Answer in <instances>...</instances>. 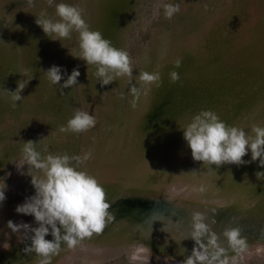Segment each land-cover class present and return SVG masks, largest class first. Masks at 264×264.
Here are the masks:
<instances>
[{"label": "bare ground", "instance_id": "obj_1", "mask_svg": "<svg viewBox=\"0 0 264 264\" xmlns=\"http://www.w3.org/2000/svg\"><path fill=\"white\" fill-rule=\"evenodd\" d=\"M54 1L77 7L89 26V30L99 31L102 37L109 40L111 45L117 49L126 51L131 41L129 40L131 36L129 29L132 27L137 29L136 33L138 30L139 32L149 30V34L152 35L151 41L150 43L148 41V45L143 46L135 57L129 54L132 67L131 76L118 77L110 84L101 86L95 75V67L87 68L85 62L79 59L77 61L80 72L78 84L61 90V85L52 84L44 72L49 68V47L54 41L45 36L42 29L35 23L36 17H41L42 13L53 20L58 19L55 16L54 7L49 6L46 0H33L31 5H26V0H0V170L3 162L8 158L16 155L17 162L20 160L23 142L29 140L34 142L35 151L43 150V157L49 154H67L69 157L75 154L83 157L85 153H88L89 158L83 161L85 169L78 170L77 167L75 169L95 178L101 187L106 183L109 185L120 183V187L134 184L154 185L160 188L149 187L148 189L153 188L151 190L138 188L135 191L137 194L166 195L172 198L170 201L167 199L171 202V206L167 204L168 208L162 206L161 209L156 210L158 217L153 223L159 228L161 224L167 225V230L177 235L178 240L184 239L180 241L185 247L182 248L180 245L178 247H181L180 252L182 249L185 251L182 255L178 254L180 252L173 251L172 244L178 240L168 239L171 244H166L163 242L165 240L163 236L154 238L162 241L164 245L161 247L162 252L151 249L147 244L136 243L130 238L126 241L125 238L117 240L112 237L102 239L94 237L92 238L95 241L94 245L88 242L89 238H84L72 249H69L66 243H62L58 255L52 257L51 264H75L76 262L107 264L126 258L127 264H142L141 261L131 262L129 259L134 247L138 245L150 248L152 255L149 264H181L195 246L189 236L191 214L193 212H207L208 214L218 212L221 205H216V203L223 204L221 206L223 210L226 208L230 210L227 221L212 219L203 222L208 225L212 233L218 236V239H221L218 240L219 246L228 249L227 255L230 257L236 256V253L229 248L222 233L226 228L240 227L242 228L240 230L244 229L240 233L247 239V249L237 257L236 264L240 261L243 264L250 261H252L250 264H264V211H260L264 207V200H262L264 199V179L258 180L255 176L256 172H264V167L258 166V160L241 166L224 164L219 168L216 165L209 167L203 165L202 162L193 161L181 129L190 123L194 115L203 110H213L217 116L220 115V120L226 125L242 128L250 135L254 125L260 126L264 122V104L263 108L257 105V102L261 100L257 101L256 97H252L248 101V96L244 94L239 102V92L229 96L228 92L233 91L236 86L233 81L228 85L226 82L234 76L225 77L227 69L233 68L235 61L241 60L244 63L242 60L244 38L239 42V36L248 33L246 43L260 41L259 32L258 35L251 32L259 31L264 27L262 7L264 0H246L245 6L246 8L247 5L249 6L248 15H251L252 19L249 27L239 36L231 34L232 31L226 26L227 30L223 31V25L228 23L226 10L229 6L225 5L226 0H208L205 3L183 0L179 5L180 11L171 19L165 18L164 5L174 0H155L152 5L153 14H150L149 19L144 16V10H148L149 0L148 4H144V0ZM233 1L235 4L240 3V0ZM161 21L172 23L169 32L163 31L160 26ZM150 23L154 24L150 25ZM75 37L78 40V33L72 32L69 38L62 40V46L65 47L66 41H72ZM216 40L221 41L222 44H214ZM135 41L132 43L135 44ZM218 44L230 52L216 56V52L224 51V49H217ZM67 49L64 48L54 58L55 66L62 69L60 84H63L73 68L77 67L70 58L79 53V47L72 46L69 52H66ZM262 52L260 55L264 67V50ZM17 59L20 60L23 69L20 81L26 82L31 79L21 91L25 105L20 104V100L13 102L11 99L13 93L5 91V89L16 90ZM177 61H179V67L176 66ZM236 70V75L244 72L239 68L234 69ZM142 72L159 73L161 81L159 86L155 83L142 82L139 79ZM173 72L179 76L174 83L171 81ZM210 83L214 85L207 97L212 95L227 97L205 100L206 98L201 93L205 89L203 87L207 88ZM193 85H198L197 88L201 90L194 97L191 96V91L196 88ZM76 86L81 94L80 104L83 106L81 109L95 118L99 109H102L99 114L102 119L98 122L101 124L100 131L96 132V129L83 133L60 131V127L65 126L72 118L73 108L70 105V97L72 93L74 94ZM249 86L248 88L253 90ZM133 88L137 89L138 95L133 93ZM257 89H264V78L257 81L255 92L258 91ZM212 91H215L214 94H211ZM127 97L125 110L121 113L120 103L121 105L125 103ZM245 99L247 101H244ZM221 102L230 104L233 109L232 113L225 118L227 107ZM13 103H15L14 107ZM21 106L22 121L19 131L17 125L9 122V118L14 117ZM34 108H37L41 112V118L43 117L45 123L43 131L33 130L37 128V123L32 119ZM105 114H107L106 117H104ZM146 116L150 117V123L143 125ZM141 125L144 128L151 126L148 131L144 132L150 136L148 146L142 150ZM129 135L137 138L138 143H131ZM36 141L40 143L42 141L43 147H37ZM163 146L165 149L162 148ZM18 149H20L19 152ZM135 154L138 155L137 159L131 157ZM243 160L250 162L251 153L245 155ZM159 163H163L164 168L161 175L159 174L161 172L156 171ZM27 167L25 165L21 169L24 175L19 174L15 166L0 171V186H2L6 173H10L4 180L7 185L6 200L0 203V257L3 259L10 253L19 252L20 248L22 249L20 254L26 253L24 248L30 245L31 233L24 230L18 234L11 233L6 227L8 220L15 223L24 222L30 224L31 227H37L32 216L15 212L18 204L23 203L26 197L34 195V189L30 183L31 177L26 174ZM166 167L170 172H166ZM175 168H179V175L174 179L171 174ZM32 175L41 174L34 170ZM201 187L204 191L199 190ZM247 192L253 193L251 202L256 200L257 203L251 208L244 209L249 204L242 200ZM7 199H11L9 207L5 206ZM183 206L190 210L184 215L180 211ZM166 212L180 218L164 215ZM178 213L181 216L176 215ZM258 214L262 217L255 216ZM244 216L254 218L245 220ZM254 220L258 222H253ZM122 230V226L117 229L118 232ZM5 233L8 234V239ZM5 242L10 245V249L3 248ZM201 242H204L203 238ZM39 259L35 253L29 252L17 264H38Z\"/></svg>", "mask_w": 264, "mask_h": 264}, {"label": "clouds", "instance_id": "obj_2", "mask_svg": "<svg viewBox=\"0 0 264 264\" xmlns=\"http://www.w3.org/2000/svg\"><path fill=\"white\" fill-rule=\"evenodd\" d=\"M32 2L33 0H26V5H31ZM46 3L53 6L54 0H46ZM179 11V4L164 5L167 19H171ZM55 16L58 19L53 20L42 13L41 17H36L35 23L52 41L69 38L72 32L78 33V56L69 54L84 61L87 68L95 67V75L101 86L110 84L118 77L131 76L129 54L113 47L99 31L89 30L77 7L66 3L55 4ZM176 66L179 67V61ZM44 72L52 84L61 85V90L78 84L77 78L80 76L78 69L73 68L64 83L60 84L61 67L53 65ZM139 79L148 84L155 83L157 86L161 82L159 73L142 72ZM178 79L177 73H171L173 83ZM30 80L17 81L15 91L5 89L13 93L11 97L13 102L22 99L20 92ZM132 91L139 94L135 88ZM95 124L96 118L93 115L77 109L67 124L60 127V131L83 133L95 127ZM181 129L193 161L202 162L209 167L216 165L217 168L224 164L241 166L249 163L244 161L243 157L250 152L251 162L258 160V166L264 167V127L254 125L250 135L242 128L226 125L213 111L203 110L194 115L190 123ZM33 145L34 142L31 140L23 142L21 158L12 164L21 175L25 174L21 172L22 167L28 166L26 174L31 177L30 183L34 189V195L26 197L23 203L18 204L15 212L32 216L37 227H31L24 222L15 223L12 220L6 222V227L13 234H18L22 230L29 231L30 245L26 246L24 251L35 253L40 258L38 264H51L52 257L58 255L62 243H66L67 247L72 249L84 238L100 234L106 226V220H113L114 217L108 212L110 205L105 200L104 189L96 179L70 166L71 160L83 162L90 154L85 153L83 157L49 154L42 158L41 154L34 150ZM34 170L39 171L41 175H32ZM9 175L10 173H6L0 186V203L6 200L7 185L4 180ZM255 176L258 180L264 179V172H256ZM199 190L204 191V188L201 187ZM167 199L170 201L172 198ZM205 218L200 212L191 214L189 236L195 246L181 264H236L237 257L247 249V239L241 236L239 228L231 227L224 230L222 236L229 248L236 253V256L230 257L227 255L228 249L219 246L218 236L203 222ZM47 235H51L52 239H45ZM5 236L9 238L7 233ZM202 238L206 243L201 242ZM3 248L8 250L10 245L5 242ZM184 251L182 249L178 254L182 255ZM151 255L149 247L138 245L134 247L129 259L131 262L141 261L142 264H149Z\"/></svg>", "mask_w": 264, "mask_h": 264}, {"label": "water", "instance_id": "obj_3", "mask_svg": "<svg viewBox=\"0 0 264 264\" xmlns=\"http://www.w3.org/2000/svg\"><path fill=\"white\" fill-rule=\"evenodd\" d=\"M240 2H242V4H246V0H242V1L240 0ZM262 7L264 9V3H263ZM244 10H246L245 7H244ZM221 17H219V18H221ZM219 18L217 19V21L219 20ZM262 29H264V27L261 28V32H259V36H260V37H258L260 39L259 42L252 41L251 43H244L243 58H242V60H244V63L241 62V60H237L233 63V68L229 67V69H227V73L229 75V78H232L234 76L233 79L227 81L228 84L231 83V81H233L235 83V86H236L233 89V91L228 92L229 96L233 95V93H235V92H239L240 93L239 102H241V98L243 97L244 94L246 96H248V101L250 100V98L256 97L257 101L261 100L260 102H257V105H259V107H261V108H263L262 105L264 104V89H259V90L257 89L258 91H256V92H255V90H256V86H257V81H260L261 78H264V67L262 65V62H261L262 58L260 55V53L262 54L263 53L262 51L264 50V31H262ZM259 60H260V62H258ZM198 63H200V61ZM252 64H255V65H252ZM238 65H240V66H238ZM244 66H245V70H244ZM238 68L243 70L244 72H241L239 75H236L237 70L234 71V69H238ZM246 74H247V76H246ZM244 76H246L245 77L246 81H245ZM244 83H246V84H244ZM249 85L253 88V90L248 88ZM189 86H192V85L189 84ZM193 86H195L196 88L195 89L193 88L194 91H191L192 97H194L197 93H199V88H197V85H193ZM244 101H247V100L245 99ZM211 111H213V110H211ZM218 117H219V119H221L220 115H218ZM225 117H227V111L224 115V118ZM149 119L150 118H145L144 119L145 121L143 120L144 121L143 125L144 124L147 125V123H150ZM143 121H141V122H143ZM263 123H261V124H263ZM261 124H260V127L262 126ZM143 125H141V130H142L141 132L142 133L140 134L141 139H142L141 150L145 149L148 146L147 142H148V137L150 135H147L144 132L148 131L149 128L151 127V126H147L146 128H144ZM262 127H264V125ZM132 132L133 133L135 132L134 129ZM133 133H130V134H133ZM129 136L131 137V135H129ZM133 137H136V136L133 135ZM130 142L131 143H135V142L138 143V140H137V138L131 137ZM131 157H134L135 159H137L138 155L135 154V155H132ZM249 163L252 164L251 161ZM246 182H249V181H246ZM149 187H153V188H157V189L160 188V187H155L154 185L141 186V185H135V184L120 187V183L111 184V185L106 183L102 188L104 189V192H105V200L110 205L108 212L110 214H112L114 219L113 220H106V226L103 229V231L100 234H93V236L91 238H89L88 242L93 243L92 245H94L95 241L92 239L94 237H96L97 239H102L104 237H106V238L112 237V238L117 239V240L119 238H125L126 241H128V239L130 238V240H135L136 243L147 244V246H150L151 249L156 250L157 252H162L161 247H163L164 245H163L161 240L158 241V240L154 239L155 237L163 236L165 239V240H163V242L166 244H171V242L168 239L178 240L179 237L177 235H175L174 233H170L169 230H167V225L161 224L162 228L161 227L159 228L158 225L153 223L154 220H157V217H158V213H156V210L161 209L162 206H164L166 208H168V205L171 206L170 205L171 202H169L167 200V196L166 195H160V196L152 195L151 196V195L137 194L135 191V189H138V188H145L147 190L153 189V188L148 189ZM252 199H253V193L247 192L244 194V197L242 198V200L245 201L246 203L248 202L250 204V205L248 204L247 206H245L244 209H247L248 207L251 208V206H255V203H257V201L255 200V202H251ZM262 200H264V199H262ZM216 205L222 206L223 204H217L216 203ZM221 206H219L220 211H218V212H210L209 214L207 212L202 213L206 217L205 220H212L213 219L215 221L222 220L223 222H226L227 217L229 216L230 210H228L227 208H226V210L225 209L223 210ZM262 209H260L261 212L264 211V207ZM180 211H181V214L184 215L185 213H187L190 210L188 208H184V206H183L182 208H180ZM232 212H234V211H232ZM181 214L178 213L176 215L181 216ZM164 215H171V213L166 212ZM173 215H171V216H173ZM255 216H257L258 218L262 217L259 214L255 215ZM173 217L180 218V217H176V216H173ZM251 218H254V217H252V216L251 217H245V220L251 219ZM253 222H258V221L254 220ZM120 226L123 227V230L118 232L117 229ZM162 229H164V231H162ZM239 229H242V228L239 227ZM243 230H240V231H243ZM160 231H161V233H160ZM135 232H136V235H135ZM48 237H50V238L47 240L52 239L51 235H47L45 238H48ZM180 240H184V239H180ZM180 240H178L172 244L174 247L173 251L180 252L179 250L181 249V247L182 248L185 247V245H182L183 242H181ZM218 240H221V239H218ZM222 240H224V239H222ZM205 242H206V240L204 239L203 243H205ZM178 245H180L181 247H178ZM91 247H93V246H91ZM20 253H22L21 248L19 249V252L10 253L4 259H3V257H0V261H1L0 264H17L23 258H25V256H27V254L29 252H26L24 254H20ZM121 262L128 263L127 258L125 260L124 259L121 260Z\"/></svg>", "mask_w": 264, "mask_h": 264}, {"label": "rangeland", "instance_id": "obj_4", "mask_svg": "<svg viewBox=\"0 0 264 264\" xmlns=\"http://www.w3.org/2000/svg\"><path fill=\"white\" fill-rule=\"evenodd\" d=\"M76 1H78V0H76ZM145 1V3L144 4H148V0H144ZM155 0H149V4H148V10H144V16L146 17H148V19L150 18V14H153V10H152V5H153V2H154ZM181 1H183V0H174L171 4H181ZM194 2H198V1H200V3H205V2H207L208 0H193ZM152 2V3H151ZM55 4H58V2L56 3V1H54V4H53V7H54V9H55ZM225 5H228L229 6V8H227V10H226V12H227V14H226V20H227V22L228 23H226V25H223V26H226L228 29L230 28V31H232L231 32V34H236V35H240V34H242L241 32L242 31H245V29H247L248 27H249V23H250V20L252 19V17H250L249 15H247L248 14V12H249V6L247 5V8H246V6H245V4H242V2H240V3H234V1L233 0H226V4ZM244 7H245V9L246 10H244ZM146 9V8H145ZM247 12V13H246ZM231 20H233V21H231ZM149 21V20H148ZM156 22V21H155ZM167 22V21H166ZM160 22V26L163 28V31L165 32V33H167V32H169L170 30H171V27H172V23L171 22ZM236 23V24H235ZM151 24H154V23H150V25ZM139 26H140V24H139ZM226 27H223V31H226L227 30V28ZM244 27V28H243ZM225 29V30H224ZM244 29V30H243ZM137 29L135 28V27H132V28H130L129 29V33H130V35L131 36H129V40H131L130 41V44H129V46H128V48L126 49V52L128 53V54H130L131 56H136L137 54H139V51H141L142 50V48H143V46L145 47L146 45H148V41H149V43H150V41H151V34H149V30H145V31H143V32H139V30H138V32L136 33L135 31H136ZM229 31V32H230ZM262 31H264V29H262ZM258 32H261V29H259V31H256V32H251V33H253V34H255V35H258ZM134 33H135V35H134ZM137 34V35H136ZM138 35H140V36H138ZM247 35H248V33H246V34H244V36H243V34L241 35V36H239V42L241 41V39H243L244 38V43H246L245 42V39L247 38ZM136 36V37H135ZM132 37V38H131ZM137 37H138V39H137ZM134 39V40H133ZM62 40L63 39H61L60 41H54V42H52V44L50 45V47H49V50H50V53H49V64H48V67H51V66H53V65H55V63H54V58H55V55L57 54V53H60V52H62V50H64V48H68L67 49V51L66 52H68L69 51V49L72 47V46H78V40L76 39V37H75V39L74 40H72V41H66V43H67V45L65 46V47H62ZM137 41V43H136V41ZM132 41H135V44H134V42L132 43ZM216 43H219V44H222L221 43V41H219V42H215L214 44H216ZM137 44V45H136ZM217 45L218 46V48L217 49H224V51L223 52H216V56H218V55H220V53H224V52H227V54L229 53V50L227 49V48H221V46L220 45ZM134 45V46H133ZM135 45L137 46V47H135ZM219 53V54H218ZM76 56H78V54L76 55ZM71 60H72V62H73V64H74V66L76 67V65H77V69H78V71H79V65H78V62L77 61H79V59H77V58H73V57H71L70 58ZM210 61H211V59L209 60V63H210ZM16 69H17V71H18V81H20L21 80V75H22V64H21V62H20V60H18L17 59V63H16ZM225 77H228L229 78V75H228V73L226 72L225 73ZM79 78H80V76L77 78V80L79 81ZM210 82V81H209ZM17 83V82H16ZM204 85H206V84H204ZM208 85V84H207ZM213 83H210L209 85H208V87L206 88V87H203V88H205L203 91H202V96L204 97V98H206L205 100H208V99H210V98H213V99H225L227 96H224V95H222L221 97H218L217 95H212V96H208L207 97V95H208V93H209V91H210V89L211 88H213ZM226 85H228V82H226ZM198 86V85H197ZM221 86H223V85H221ZM16 88H17V85H16ZM202 88V89H203ZM199 91H201L200 89H199ZM213 92H215V91H212L211 92V94H214ZM126 94V96H127V92L125 93ZM220 94V93H219ZM20 95H21V97H22V99L20 100V104H24L25 105V100L23 99V95L21 94V92H20ZM80 95L81 94H79V89H78V87L76 86V89H74V94L72 93V95H71V97H70V105H72V108H73V110H72V116L74 115V112H75V110H77V109H79V110H82V111H84L83 109H81V108H83V106H82V104H80ZM72 98V99H71ZM127 100H128V97L126 98V102L125 103H123L122 105H121V103H120V106H121V113L122 112H124V108L126 107V103H127ZM186 100V99H185ZM183 102H184V100H183ZM185 103V102H184ZM222 103V105L223 106H226L227 107V115L229 114H231L232 113V111H233V109H232V106L230 105V104H228V103H226V104H223V102H221ZM125 105V106H124ZM22 109V106H21V108L19 107V109H18V111L16 112L17 114H15V116L14 117H10L9 118V122H12V124H15V125H17V128H18V130L20 131V127H21V121H22V118H21V115H22V113H21V110ZM229 109H230V111H229ZM232 109V110H231ZM153 110V109H152ZM100 111H102V109L100 110L99 109V111H98V114H96L97 116H96V124H95V127H93V128H91V129H96V132H98V131H100V125L101 124H99L98 122H99V120L100 119H102L101 118V116L99 115L100 114ZM105 112V111H104ZM21 113V114H20ZM19 114H20V116H19ZM106 115L107 114H105L104 115V117H106ZM32 116H33V120L37 123V128L35 127V129H33V130H36L37 129V131H39V130H41V131H43V128H44V126H45V123L43 122V117L41 118V112L36 108H34V110L32 111ZM148 116H146V118H147ZM148 118H150V117H148ZM3 120H5V118H3ZM4 123V122H3ZM5 124V123H4ZM264 124H262V126H263ZM261 126V127H262ZM172 127V126H171ZM170 127V128H171ZM18 132V131H17ZM27 134V133H26ZM34 139L36 138L35 136H32ZM69 139V138H68ZM37 142V141H36ZM88 144H91L90 142H88ZM43 147V142L41 141V143L38 141L37 142V147ZM163 149H165V146H163L162 147ZM20 151V149H18V152ZM168 152H169V150H167ZM40 154H41V157H43V150H41L40 149V152H39ZM76 155L75 154H73L71 157H75ZM169 157V156H168ZM161 158V157H160ZM154 159V158H153ZM154 160H156V159H154ZM164 161H166V160H164ZM163 161V162H164ZM12 163H17V160H16V155H14L13 157H11V158H8L7 160H5L4 162H3V164H2V167H1V170L0 171H2L4 168H12V167H14V165L12 164ZM163 163H159L158 164V168H157V172L159 173V172H161V173H159V174H162L163 173V170H164V168H163V165H162ZM70 166H72V167H77V169L79 170V169H85L83 166V162H82V164H81V162H78V161H76V160H71L70 161ZM83 167V168H82ZM163 168V169H162ZM152 169H154L153 168V166H152ZM165 170H166V172H170V170L168 169V167H166L165 168ZM165 172V173H166ZM179 175V168H175V170H174V172H172V174H171V176L175 179L177 176ZM9 190V189H8ZM7 190V191H8ZM10 203H11V199H7V201H6V204H5V206L6 207H9V205H10ZM10 211H11V208H10ZM26 257V256H25ZM1 262V261H0ZM252 261H250L249 263H246V264H250ZM75 264H83V263H81V262H76ZM103 264V263H102ZM107 264H127L126 262H121V260H116L115 262L114 261H112V262H108ZM238 264H243L242 263V261H240Z\"/></svg>", "mask_w": 264, "mask_h": 264}]
</instances>
